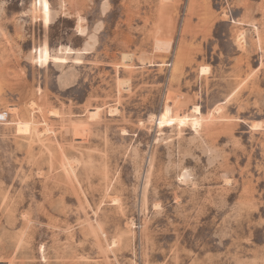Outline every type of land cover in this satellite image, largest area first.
Masks as SVG:
<instances>
[{"label":"rangeland","instance_id":"374dc122","mask_svg":"<svg viewBox=\"0 0 264 264\" xmlns=\"http://www.w3.org/2000/svg\"><path fill=\"white\" fill-rule=\"evenodd\" d=\"M0 264H264V0H0Z\"/></svg>","mask_w":264,"mask_h":264},{"label":"bare ground","instance_id":"6f19581e","mask_svg":"<svg viewBox=\"0 0 264 264\" xmlns=\"http://www.w3.org/2000/svg\"><path fill=\"white\" fill-rule=\"evenodd\" d=\"M193 109H194L195 112H198V110H199L198 106H194ZM168 112L169 111H166V112L162 113V115L158 118V123H164V122H168V121H172V120H178V122H179V121L182 120V117H180L178 115H176L175 117H172V116L169 115ZM192 123L196 127L199 126L198 120L192 121ZM17 125H18L17 126V130L18 131L22 132V131H27L29 129V123L28 122H19Z\"/></svg>","mask_w":264,"mask_h":264}]
</instances>
